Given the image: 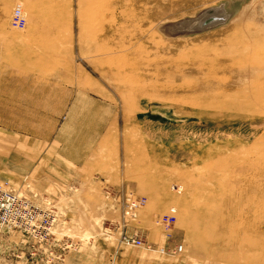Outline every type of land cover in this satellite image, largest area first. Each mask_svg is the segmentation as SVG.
Returning a JSON list of instances; mask_svg holds the SVG:
<instances>
[{
  "label": "rangeland",
  "instance_id": "374dc122",
  "mask_svg": "<svg viewBox=\"0 0 264 264\" xmlns=\"http://www.w3.org/2000/svg\"><path fill=\"white\" fill-rule=\"evenodd\" d=\"M0 184V264H264V0H0Z\"/></svg>",
  "mask_w": 264,
  "mask_h": 264
},
{
  "label": "built area",
  "instance_id": "2783aa9c",
  "mask_svg": "<svg viewBox=\"0 0 264 264\" xmlns=\"http://www.w3.org/2000/svg\"><path fill=\"white\" fill-rule=\"evenodd\" d=\"M13 23L17 26L26 25V21L22 18L20 13H16ZM37 208L30 201L21 198L16 192L10 190L0 184V226H7L8 228L17 227L10 218L18 213L28 220L32 219L36 213ZM130 242V241H129ZM134 246H141V242L132 241ZM184 247H180L178 252H183Z\"/></svg>",
  "mask_w": 264,
  "mask_h": 264
},
{
  "label": "bare ground",
  "instance_id": "6f19581e",
  "mask_svg": "<svg viewBox=\"0 0 264 264\" xmlns=\"http://www.w3.org/2000/svg\"><path fill=\"white\" fill-rule=\"evenodd\" d=\"M212 11H214V10H212ZM210 13H211V11H210ZM210 13L206 12L203 15H201V17H199L198 19L182 21L180 24L169 27V29H171L169 32H174L173 34H175L176 32H179V33H181V32H193L196 30H203V29L210 28V27L217 24L216 19H218V18L220 19V17H223V12H220V14H219V12L216 9L214 12H212L214 14L210 15ZM227 13H229V12H227ZM214 18H216V19L214 20ZM223 22H225V21H223ZM206 25H207V28H205Z\"/></svg>",
  "mask_w": 264,
  "mask_h": 264
}]
</instances>
